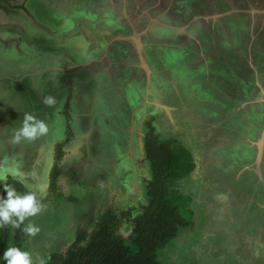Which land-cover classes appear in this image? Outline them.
Listing matches in <instances>:
<instances>
[{"label": "rangeland", "instance_id": "obj_1", "mask_svg": "<svg viewBox=\"0 0 264 264\" xmlns=\"http://www.w3.org/2000/svg\"><path fill=\"white\" fill-rule=\"evenodd\" d=\"M181 1L0 0V113L9 106L8 101L23 100L4 113L14 131L22 127L25 113L34 112L49 126L46 136L31 143L24 141L26 150L23 142L11 143L13 136L7 134L8 126L0 114V164L18 165L20 172L28 174L25 183L11 176L8 180L20 182L27 192L37 191L38 196L40 186L46 190L41 197L43 213L26 219L21 236L16 239L12 233L7 248L29 251L34 264L40 260L47 264L52 254L67 253L78 228H95L104 210L119 213L134 205L133 214L137 215L147 202L145 185L151 171L144 147H133L130 141L132 133L146 134V122L152 121L161 139L179 138L192 150L196 162L188 176L171 186L190 197L187 208L193 211V228L182 230L160 250L158 258L164 264H264V247L260 252L253 248L264 238V227L254 221L264 202V142L262 149L258 146L264 135V79L260 80L264 72L259 69L264 68V60L258 61L257 50H253L257 56L245 52L244 13L235 11L228 16L230 23L241 22L228 24L237 34L234 32L231 45L225 46L227 41L217 37L223 34L224 26L206 38L199 33L216 30L220 14L208 16L198 13L203 8L199 9L195 13L200 18L199 28L193 29L190 17L186 22L177 11ZM245 4L233 2L240 9ZM230 6L223 4L225 9ZM154 19L164 23L162 28L153 27ZM183 23L187 36L181 37L177 32ZM232 28L227 30L232 33ZM259 34L253 31L250 49L259 42ZM134 36L144 37L138 47L132 46L142 54L137 51L129 56L123 43ZM93 40L94 49L85 52L83 43ZM215 50L220 53L214 56ZM134 59L140 66L131 64ZM16 69H25L34 88L30 91L37 92L32 101L22 87L18 92L7 88V82L17 80ZM96 79L102 85L93 86ZM141 85L151 90L156 102L161 101L143 120L136 111H142L146 104L138 105L133 96ZM4 88L15 99L8 100L10 95ZM101 90H105L104 102L102 92L96 96ZM84 95L92 104L88 107L90 116L121 109L125 117H137L138 125L118 121L127 124L121 136L114 132L121 129L119 126L100 119L105 137L116 135L121 140L119 147H110L108 140L95 147L102 138L101 126L91 131L92 121L83 134L88 136L76 142L75 107L81 101L86 105ZM46 96L55 98V106L44 105ZM169 107H175V118L163 128L156 125ZM87 138L90 159L85 161L82 144ZM59 143L63 154L58 157L59 148L54 146ZM33 150L38 151L37 157L30 154ZM109 162L115 167L108 168ZM55 167L59 173L54 190L50 175ZM4 183L0 181V191ZM245 213L256 214L251 223ZM122 221L120 232L128 236L130 226ZM30 222L41 229L35 237L23 231ZM1 264H7L4 257Z\"/></svg>", "mask_w": 264, "mask_h": 264}, {"label": "trees", "instance_id": "obj_2", "mask_svg": "<svg viewBox=\"0 0 264 264\" xmlns=\"http://www.w3.org/2000/svg\"><path fill=\"white\" fill-rule=\"evenodd\" d=\"M147 121L144 136L145 159L151 177L146 180L147 202L134 215L136 206L119 213L106 209L98 217L95 228H78L74 242L67 253H54L47 264H164L158 253L182 230L192 229L193 211L187 208L190 197L172 189V184L188 176L196 167L192 150L177 137L161 139L156 129ZM58 157L63 154L58 147ZM59 169L50 175V188L56 189ZM7 183L16 191L26 193L23 185L12 179ZM0 196L6 198L4 188ZM130 226L128 236L123 235L121 224ZM12 233L21 236L22 226L0 227V264Z\"/></svg>", "mask_w": 264, "mask_h": 264}, {"label": "crops", "instance_id": "obj_3", "mask_svg": "<svg viewBox=\"0 0 264 264\" xmlns=\"http://www.w3.org/2000/svg\"><path fill=\"white\" fill-rule=\"evenodd\" d=\"M235 1H238V2H240V1H243L244 2L245 1V3H246L245 4V7L241 8V9H240V7H235V5H233V2H235ZM179 3L180 4L177 7L178 13L181 15V17L185 21H186V19H188L190 17L189 18V22L191 23L193 29L199 28V26L197 25V22H198V20H200V18H197L196 17V14H195L196 12L199 11V9H202L203 8L198 13H200V14L205 13L208 16H211V15H219L220 14L219 21H217L218 23H215L216 24V27L214 26V28L216 30H214V31H212V30H199V33L202 31L203 34H204V37L206 38L207 36H210L211 34H215L216 32H218L217 30H220V26H224L223 29H222L223 30V34H220L219 33V36H217V37L220 38L218 41H222V39L227 41L225 43V46L226 45L230 46L231 43L229 42V40H233L234 37H236V35H233V33L236 32V30L234 28H232L231 26L229 27L228 24H231L232 25V24H235L237 22L239 23V22L245 20V52L249 56L250 55L257 56L258 55L257 56V59L259 58L258 59L259 62H261V61L264 60V0H183V2L181 1ZM223 4H226L228 6L231 5V6L229 8H227V9H225V8H223ZM251 7L256 8V11H253L254 13L251 12L250 10H245V8H251ZM235 11H236L237 14H243V13L245 14V15L243 14V20H241V21H236L235 20L236 22L233 21L232 23H230L227 20V18H228V16L231 13H235ZM239 12H241V13H239ZM147 17H148V12H147ZM220 22L223 25H220ZM153 24H155L153 26L154 28H158L156 26H159V27L161 26V28H162V26L164 25V23L162 21H159L158 19H154ZM185 26L187 27V25H185L184 23L181 24V25H179V30L177 32V35H179L181 37H184V35L187 36V33H186L187 28ZM231 28H232V33L230 31ZM227 29H230V30H227ZM243 30H244V28H243ZM253 31H254L255 34H258L260 32V34L258 35L259 36L258 37L259 42L256 44V46H254V49H250V42L253 41V36H255V35H253ZM236 34H237V32H236ZM179 36L177 37L178 39H180ZM212 37H213V35H212ZM143 38L144 37H142V36L140 38L137 37V36H134V38L127 39L123 43V47H124V49L125 48L127 49L129 56H130L129 53L137 54V51L138 50L136 51L135 48H132V46L134 45L135 47L136 46L138 47L139 44H141V40ZM95 43H96V40H93V42L91 44L89 43L90 46H88L89 45L88 42L85 43L86 45L83 43V45L85 46V48H84L85 52L93 50L94 49V46H95ZM249 50H251V51L257 50V53H256L257 55L254 54V51L252 53L248 54ZM219 53H220V51H219ZM219 53H217L216 50H215L214 56L217 55V54H219ZM139 54H142V52H139ZM211 57L209 58V61L210 62L212 60ZM138 58H139V55H138ZM158 61H162V60L159 59ZM131 64L133 66H135V64H138V66H140V63H138V61L135 60V59L132 61ZM159 66H161L160 63H159ZM259 69L264 72V68H259ZM260 75H261V79L260 80H263L264 79V74L262 73ZM96 82L97 83H95V85H93V86L96 87V86H98V84L102 85L101 83H99L97 81V79H96ZM2 84H4V83H2ZM7 84H10V82H7ZM142 87H143V90L141 91ZM114 88H115V86H114ZM100 89H102V88H100ZM99 93H101L100 96H102L101 98H102V101H103L104 100V97L103 96L105 94V90H101L100 92L97 91L96 96L99 95ZM150 93H152V92H151V90L147 86H142L141 85L139 91L138 92H134V94H133V96L135 98L134 101L135 102H138V105H140L142 103H145L146 104V106L144 107V109L142 111H136V113L139 114L137 116H140V120L145 119V117H146L147 114H150L151 112H153L154 109H156V107L154 105L155 104L158 105L157 103L158 102H161V101L156 102L153 94H152V96H150L151 95ZM84 97H86V96L85 95L83 96V99L85 100L84 102L85 103L87 102L86 105H82L81 102H83V101H81L79 103V105H77V107H75L76 108V110H75V113L76 114L75 115H78V120H76V122L74 121V129L76 130V132L78 134L77 142H79L81 140V138L83 137V134L89 128V122L90 121H92V125H91L90 128H94L95 127V128H97L99 130L100 129V126H104V125H102L100 123V119H103V118L104 119H108L109 121H112L113 127L116 125V126H119V128H121L120 130H116L115 131L114 128L112 127V129L114 130V132H118L119 135L121 134V130H123V128H125L127 124H125L123 122H120L119 123L118 121H130L129 124L132 123V122H134L136 125H138L137 124V121H135V120H137V117H135V116L133 117V114H132V118L129 119L128 117H125L126 114L124 112L121 113V109H119L120 110L119 112L118 111L116 112L115 110L113 111V113L106 112L105 113L106 116L103 115V114H101L102 115L101 116L98 113H96L95 116H90V113H88V110H89L88 107H91L90 105H92V104H91V102L89 100H87ZM160 97L161 96H159V98ZM22 101H17L16 102L17 105L21 104ZM141 101H143V102H141ZM162 102H164V101H162ZM147 103H149V105ZM104 104H108V103L105 102ZM84 106L87 107V110L84 109ZM101 107L103 109L105 106L102 104ZM79 108H80V111H78ZM133 112H134V110H133ZM175 113H176L175 112V107H169L165 111V113L161 116V118H163L162 121H161L162 123L159 122V123H156V125L159 124L160 126H162V128L165 127L167 121L172 120L173 118H175ZM14 114L16 115L17 113H14ZM32 114L35 115L34 112H32ZM16 119H17V121H21L20 120V117H18ZM179 119L180 118L178 117V120ZM81 120H82V122H81ZM22 121H23V119H22ZM129 124H128V126H129ZM94 125H96V126H94ZM136 130H137L136 132H138V128ZM167 130H168V128H167ZM99 136L100 137L102 136V138H99L98 139L99 142L97 143L98 144L97 147H102L101 146V141L102 140L103 141H107L108 140L109 142H111L110 143V147H115V146L116 147L117 146L119 147V145H121L120 144L121 143V140L117 139L116 138V135L114 137H112L111 139L110 138L108 139L109 135H107V137H105V131H104L103 127H101V134ZM144 136H145L144 131L138 132L137 134L132 133V139L130 141L132 143V146L133 147H138V148L139 147H144ZM263 142H264V135L261 136V138H260V140L258 142L259 149H262L261 146H262ZM131 143H130V146H131ZM84 145L86 146V143ZM33 148H35V144H34ZM96 151H98V148H96L94 150V152H96ZM37 153H38V151L33 150V152H31L30 154H33V155H35L37 157ZM118 160H120V158H118ZM107 167L108 168H112V167H115V166L112 164V162L111 163L109 162L108 165H107ZM107 180H108V178L106 176V182H108ZM246 210L247 209H245V211ZM261 213H264V202L262 204V212ZM261 213H259L258 217H256L255 219L254 218H251V217L256 216V214H253L252 215L250 213H245V218H246L247 221H248V217L250 218L249 219V223H251L250 220L254 219L255 223L260 224V225H262L264 227V225L262 224L263 221H264V218H263L264 216L262 217L261 216ZM262 247H264V238L263 237H262V240L260 241V244H258V243L257 244H253L254 250H257L258 252H260V248H262ZM246 251L247 250H245V252Z\"/></svg>", "mask_w": 264, "mask_h": 264}, {"label": "clouds", "instance_id": "obj_4", "mask_svg": "<svg viewBox=\"0 0 264 264\" xmlns=\"http://www.w3.org/2000/svg\"><path fill=\"white\" fill-rule=\"evenodd\" d=\"M46 107H53L56 100L52 96H46L43 100ZM49 133L48 124L38 119L31 113H25L22 127L17 129L11 143L18 144L24 141L29 143L46 136ZM28 174L19 171L18 165L5 167L0 164V181H4V190L7 197L0 196V227L11 225L12 228H20L25 220L42 214L45 206L41 197L46 195L45 187L42 185L38 189L41 196L37 195V191L29 190L25 194H19L14 187L7 183L9 176L13 179H19L21 183H25ZM27 187L28 185L25 184ZM23 231L26 235L35 237L41 229L34 223L27 224ZM7 264H34L32 254L29 251H22L18 247H9L3 254ZM40 264H44L40 260Z\"/></svg>", "mask_w": 264, "mask_h": 264}, {"label": "flooded vegetation", "instance_id": "obj_5", "mask_svg": "<svg viewBox=\"0 0 264 264\" xmlns=\"http://www.w3.org/2000/svg\"><path fill=\"white\" fill-rule=\"evenodd\" d=\"M68 53H70V51L68 52ZM52 69V68H51ZM17 71L14 73V75H15V77L17 78V80L16 81H10V84H8L7 85V88H10L11 90H15V92H18L19 90H21V87L26 91V92H28V94H29V97L31 98L33 95H35V94H37V92L36 91H30V89L31 88H33V85H31L29 82H28V80H29V78L26 76V73H25V69H16ZM18 72V73H17ZM23 75V76H22ZM25 75V76H24ZM93 76V75H92ZM95 77V76H94ZM25 78V82L23 81V79ZM14 83V84H13ZM27 85V86H26ZM32 86V87H31ZM7 88H5V89H7ZM5 89H4V92L5 93H8L10 96H9V99L8 100H10V98H13L14 96V94H10L9 93V91H5ZM34 89V88H33ZM14 99H15V97H14ZM32 99H33V97L31 98V101H32ZM10 102V104H9V106H7V107H4L3 108V110H2V120H3V122L4 123H6L7 124V126H8V128H9V130H8V128L6 127V129H7V134L9 135V136H14V134H15V131H14V129L12 128V126L4 119V113H5V110L8 108V109H10V108H12V105L13 104H15V102H17L16 101V99L14 100V102H11V101H8V103ZM35 104H36V101H33ZM37 107H38V104H37ZM0 113V114H1ZM40 117V116H39ZM72 125H70V128H71V130H72V128H73V126L71 127ZM94 126H96V125H94ZM102 127V126H101ZM94 129H97V128H92L91 129V131L92 130H94ZM90 131V132H91ZM76 135H77V138L76 139H78V134H77V132H76ZM86 136H88V135H85V136H83L82 138H81V140L83 141L84 139H85V137ZM99 139V138H98ZM87 140V141H86ZM85 141L86 142H84L82 145H83V150H84V157L82 156V159L83 160H88V159H90V147H89V145H88V138L86 139ZM58 142H60V141H58ZM57 142V143H58ZM76 142H77V140H76ZM80 142V141H79ZM86 143V146L84 145ZM23 146H26V150H27V145L25 144V142H23ZM22 146V147H23ZM54 147H62V144L61 143H59V144H57V145H55ZM95 147H97V146H95ZM96 153L94 152V155H95ZM80 163V162H79Z\"/></svg>", "mask_w": 264, "mask_h": 264}, {"label": "bare ground", "instance_id": "obj_6", "mask_svg": "<svg viewBox=\"0 0 264 264\" xmlns=\"http://www.w3.org/2000/svg\"><path fill=\"white\" fill-rule=\"evenodd\" d=\"M46 43V42H45ZM47 45V44H46Z\"/></svg>", "mask_w": 264, "mask_h": 264}]
</instances>
